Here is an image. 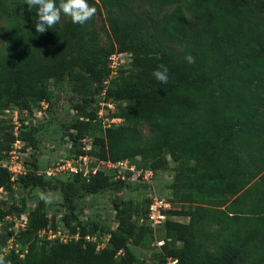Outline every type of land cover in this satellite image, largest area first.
I'll list each match as a JSON object with an SVG mask.
<instances>
[{"label": "trees", "instance_id": "trees-1", "mask_svg": "<svg viewBox=\"0 0 264 264\" xmlns=\"http://www.w3.org/2000/svg\"><path fill=\"white\" fill-rule=\"evenodd\" d=\"M136 1L147 9L137 11ZM87 2L96 14L104 13L99 30L90 20L79 25L62 17L40 34L34 28L35 8L15 0L8 9L0 0V16L11 18L0 30V113L12 106L31 113V103L51 100L49 87L56 84L71 93L76 114L54 131L79 144L85 137L83 127L96 117L97 108L89 109L96 96L103 92L106 103L134 101L121 112L122 122L95 140L97 158H139L135 164L154 173L156 190L172 187L194 204L186 211L172 205L168 211L189 222L167 221L159 229L181 243L166 252L164 260L264 264V19L250 10L257 5L264 12V0H229L230 7L223 0ZM102 33L105 44L100 42ZM160 51L164 56L157 55ZM114 54H128L131 64L117 68L111 77L109 58ZM188 54L194 63L185 61ZM160 65L168 69L167 84L152 76ZM143 126L147 136L141 133ZM49 133L45 122L28 123L17 138L37 151V137ZM165 151L172 159L171 170L163 169ZM79 153L80 144L75 154ZM31 164L32 171L19 179L29 192L27 200L41 196L36 190L57 191L62 202L54 208L78 218L84 209L97 206L92 199L111 191L116 214L128 211L129 200L121 195L133 190L132 184L113 182L102 173L89 182L46 178L35 171L49 166L48 161L33 159ZM164 173L171 175L169 180L161 177ZM10 186L9 173L0 168V189ZM27 200L20 207L1 209L0 223L8 215L20 216ZM39 203L43 207L45 201ZM88 220L90 235L108 228L102 220ZM116 231L109 232L101 251L82 242L83 231L81 241L52 242L30 249L21 260L7 257L4 264H147L133 254L136 243L128 246L129 238Z\"/></svg>", "mask_w": 264, "mask_h": 264}, {"label": "rangeland", "instance_id": "rangeland-1", "mask_svg": "<svg viewBox=\"0 0 264 264\" xmlns=\"http://www.w3.org/2000/svg\"><path fill=\"white\" fill-rule=\"evenodd\" d=\"M4 4L5 8H11L13 2L15 0H1ZM226 7H230L229 0H223ZM137 11H141L143 9H147V6L141 4L136 1L134 3ZM253 11L254 17L264 19V12L257 5H252L250 7ZM172 8L170 7L168 11ZM104 13L102 15L96 14L90 21L93 23L94 28L99 30L100 26L103 24ZM6 19L9 21L11 18L7 16H0V30L6 22ZM250 19L254 20V18ZM100 42L105 44L107 42L105 34H100L99 36ZM3 45L2 38L0 36V48ZM157 55L164 56L162 51L157 52ZM112 62L110 61L109 64ZM117 68L126 67L131 64V58L128 54H123V57L117 60ZM49 91L51 92V100L48 102L45 100L44 105L40 103L34 102L31 103V114L36 117L30 119L29 114H25L24 110L19 107H9L6 110H3L0 113V156L3 157V154L8 151V146H12L14 142H12L13 138L16 136L22 135V132L25 131V126L28 123H37V122H45L48 124L49 134L46 136H38V140L40 141V149L34 151L30 148L27 151L28 144L25 143L22 155L19 156V161L25 163L27 169L32 168L31 161L33 159H37L40 161H48L49 166L52 165L58 159H65L69 156H72L76 153V150L79 147V144L73 142L68 136L61 137V132H55L54 129H61L62 124H68L70 121H73L72 116V95L68 91L64 93V90H60L56 84H51L49 87ZM96 102L92 103L89 106L90 111L94 110L95 119L90 120L89 123L83 127L84 136L91 142L92 144V157L97 159L98 154V146H96L95 140L104 136V131L108 126H115L120 123H110V120L115 119L122 122L121 112L130 108L134 105V101H125L114 103L112 109L108 108L106 105L103 107L100 106L101 102H104L102 98L99 96L95 97ZM97 105V106H96ZM101 109V117L97 115L98 111ZM31 115V116H32ZM51 118V120H50ZM17 122V124H15ZM20 124V126H19ZM19 126V127H18ZM17 127V129H15ZM142 135L147 136L148 129L146 126L140 128ZM71 132V130H70ZM16 135V136H15ZM13 137V138H12ZM95 146V147H94ZM21 157V158H20ZM161 160L164 164V170L172 169V159L168 151H165L161 155ZM134 162H139V158L133 160ZM48 167V166H47ZM170 176L167 174H161V177L164 180H169ZM77 190H80L78 186L75 187ZM133 190L130 192H123L121 196L125 200H129V204L127 205V213L121 214L118 213L112 217V209H114V205L112 204V199L114 194L111 191L98 196L92 200L98 201L97 206L93 208H86L87 218L93 217L95 219L102 220L106 222L105 226L115 227L117 225L116 232L123 234L129 238L128 246H131L132 242L136 243V246H133V254L145 261L147 264H165L164 254L169 252L170 250H175L181 247V243L175 240V237L171 233H164L162 230H157L153 232L150 227L146 223V213L147 208L150 204L149 194L155 196L156 194H160L159 196L164 198L167 201H170L174 208L183 209L184 211L192 208L194 204L189 203L181 198V193L178 190L173 189L172 187H164L160 190L148 192L144 191L141 188L135 186L132 187ZM160 192V193H158ZM36 194L43 195V200L45 204L43 207L40 206L39 199H42L41 196H36L34 200H27L29 198L28 190L21 184L19 181L17 184H13L10 186V189L0 191V210L6 209L11 204H15L18 207L22 206V202H25V207L20 215L26 218V222L24 225H19V223L12 224L9 221L4 220L0 223V257L3 260L7 257H15L17 259H23L26 253L30 250H37L44 245L51 244L52 242L47 241V236L43 234V231L46 230L48 226L53 229L59 228L61 232H63L66 236L64 237L65 241L75 242L81 241V233L83 231L86 232L85 235L89 234V227L91 223L89 220L78 218H72L70 216V212L65 211L60 208L56 210L54 206H57L62 202V197L57 191L47 190L45 192L37 191ZM230 199H233L235 196H229ZM93 198V197H92ZM88 202V199L85 200ZM16 218H19L14 214ZM43 218L46 220L43 221ZM65 218L69 219L67 223ZM113 218V220H112ZM177 220L180 223L187 224L189 222L188 217L178 216ZM106 226V228L108 227ZM109 227L103 231L99 228L95 230L93 234V239H90V242L85 241L84 237H82V242L95 246L96 251H101L102 248H106L107 242L106 238H108V233L112 230ZM216 228V227H213ZM113 232V231H112ZM63 240V241H64ZM163 240V246L158 247L157 242ZM67 241V243H68ZM211 243H207V246L210 248ZM103 248V249H104ZM122 252L117 253V257L121 256Z\"/></svg>", "mask_w": 264, "mask_h": 264}, {"label": "built area", "instance_id": "built-area-1", "mask_svg": "<svg viewBox=\"0 0 264 264\" xmlns=\"http://www.w3.org/2000/svg\"><path fill=\"white\" fill-rule=\"evenodd\" d=\"M122 57L123 54H114L109 58V60L112 62L110 64V68L112 70L111 77H114V75L116 74L117 65H118L117 60H119ZM105 84H108V81ZM103 96L104 93L102 92L100 98H102V100L104 101ZM40 104L41 105L46 104L45 100L40 102ZM104 105L112 109L114 103H106V102L100 103L101 107H103ZM71 112H73V115L76 114V111L73 108ZM24 113L29 114L30 119L36 117L35 115H32L27 111H24ZM101 113L102 111L100 109L97 115L101 117ZM117 121H120V119L118 120L112 119L110 120V123H120ZM15 124H17V122H15ZM15 129H17V127ZM79 142H80V150L82 153H79L78 155L74 154L65 159H58L52 165L46 167L45 169L36 170L35 171L36 174L43 175L46 178H79L82 181L89 182L93 176H95L98 173H102L105 176L110 177V180L113 182L123 181L125 183L132 184V186L141 188L144 191L146 190L148 192L154 191L155 188L154 179H153L154 173L151 170L138 168L135 162L130 159L111 161L108 159L102 160L99 158L97 159L93 158L90 155V152L92 150L91 142L86 137L81 138ZM24 145L25 142L19 140L16 136L15 141L10 147V149L3 154V157H0V168L5 169L9 173L10 182L12 185L17 184L21 176L26 175L29 171H32L33 169V168L27 169L22 159L21 161H19V156L22 155L23 148L26 147ZM30 148H31L30 146L27 147L26 148L27 151H29ZM3 190L4 189L2 188L0 189V191ZM149 201L150 204L147 208L145 219L147 225L151 228L153 232H156L157 230L162 228L167 221L179 222L177 220L178 218L177 216L168 214V211L173 210L172 204L170 202L160 197L158 194H156L155 196L149 194ZM87 211L88 209L83 210L82 215L80 216L82 220L86 219L88 221V218L86 217ZM111 213H112V217L114 218V216L116 215V210L112 209ZM17 217L19 218H16L14 214L8 215L5 217V220L11 222L12 224L19 223V225L23 226L24 223L26 222V218L22 215ZM104 223L106 224V222ZM108 224L109 223H107L106 226H108ZM116 227L117 225H115V227L110 226L109 229L115 231ZM43 234L47 236L48 239L47 241L50 242L54 241L59 243H67L68 241V240L67 241L64 240V237L66 235L63 232H61L59 228L57 230L50 228V226H48L46 230L43 231ZM109 238H110V234L108 233V238H106V241L109 240ZM84 239L87 242H90L89 240L93 239L94 242L93 235L90 234L85 235ZM163 243H164L163 240L158 241L157 246L162 247ZM119 252L121 253L122 250H120ZM165 264H180V263L176 258L166 257Z\"/></svg>", "mask_w": 264, "mask_h": 264}, {"label": "clouds", "instance_id": "clouds-1", "mask_svg": "<svg viewBox=\"0 0 264 264\" xmlns=\"http://www.w3.org/2000/svg\"><path fill=\"white\" fill-rule=\"evenodd\" d=\"M28 8H35L37 17L34 28L36 33L43 34L50 28L61 22L62 17L70 18L73 24L84 25L91 20L97 12L94 6H90L87 0H24ZM7 46V45H6ZM188 64L195 62V58L188 54L184 57ZM152 76L161 84L169 82L168 69L164 65L154 69ZM43 199V195L41 194ZM0 264L4 260L0 257Z\"/></svg>", "mask_w": 264, "mask_h": 264}]
</instances>
